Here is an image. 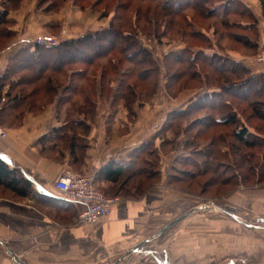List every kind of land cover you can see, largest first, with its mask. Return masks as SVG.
Listing matches in <instances>:
<instances>
[{
    "label": "crops",
    "instance_id": "crops-1",
    "mask_svg": "<svg viewBox=\"0 0 264 264\" xmlns=\"http://www.w3.org/2000/svg\"><path fill=\"white\" fill-rule=\"evenodd\" d=\"M231 1H239L246 8H252L248 0ZM39 2L35 0L28 4L26 0H19L18 7L8 12L13 21L10 29L15 35L5 47H0V75L10 57L21 46L33 41L38 34L49 33L47 30L53 24L61 29L59 39L78 37V33H69L67 29L70 28L66 26L68 23L78 27V7L72 10L71 6L75 16L65 17V26H61L65 10L57 15H46ZM7 3L9 0H0V11ZM260 12L264 17L262 9ZM260 33V58L243 59L225 54L241 62L253 74L264 72V25ZM96 86L98 89V82ZM116 86L117 83L110 84V94L106 92L109 94L108 101L97 104L93 115L60 112L57 109L60 98L57 97L37 113L27 111L15 115L18 111L8 109L0 115V128L5 131V136L0 137V158L9 166L21 170L30 183L26 196H0V264H17L13 256L22 264H200V261L190 259V254L202 251L201 242L194 240L185 230L190 221V217L184 219L191 212L190 194L178 193L168 186L170 179L173 181L175 178L171 171L175 167V159L188 156L187 153L178 151L176 154L173 150L160 154L159 165L156 164L158 167L155 168L160 173L159 181L148 180L149 184L143 191L141 189L142 192L135 190L130 182L125 183L123 190L116 191L117 181L98 178L101 171L128 165L134 149L149 143L168 113L180 108L166 105V108L156 111L161 115L157 114L160 118L153 125H137L145 116L147 105L155 106L158 99L152 97L148 104H132L129 112L135 114V120L130 122L127 108L121 101L115 104ZM158 94L155 93V98ZM141 104L143 106H139ZM129 117L134 119V116ZM70 119L85 121L89 126L88 132L80 135L85 149L75 164L63 143L53 139L44 140V145L39 142L52 129ZM253 133L264 139V135L257 131ZM71 168L80 172L94 169L97 187L116 198L108 215L94 225L77 223L79 204L63 199L54 186L59 175ZM261 196L264 198V193ZM260 207L263 209L257 212L262 216L261 223H264V203H260ZM178 217H181L179 221L160 233L164 226ZM250 232L255 233L254 230ZM252 233L251 247L247 244L245 252L251 255L247 264H264L263 235L255 238ZM198 238L195 236V239ZM254 252L260 254L254 257ZM232 260L228 264H235Z\"/></svg>",
    "mask_w": 264,
    "mask_h": 264
},
{
    "label": "rangeland",
    "instance_id": "rangeland-1",
    "mask_svg": "<svg viewBox=\"0 0 264 264\" xmlns=\"http://www.w3.org/2000/svg\"><path fill=\"white\" fill-rule=\"evenodd\" d=\"M26 1L30 4L34 3L35 0ZM248 1L252 8H246V6H243L246 12L243 9L240 11L239 8L237 9L238 11L226 9L227 11L225 12L224 18H220L213 13L209 15L204 13L203 15L199 14L196 5L191 7L190 3H184L182 0H179L173 5L175 9L177 8V12L172 8L164 9L159 3L152 0H42L40 5L42 6V9H44L46 15H57L59 14V11L65 10L61 26H65V17L70 18L75 16L73 11H71V6L72 10L73 7H78V27L75 28L73 24L68 23L66 25L69 26L70 29L67 30L71 34L78 33V36H80L86 31L105 30L109 24H112L113 27L122 26V28H120L122 32L137 35L136 39L138 43L149 51L151 57L155 60L154 63L147 66V58L142 59L144 62L142 61L141 65H146L145 67H148L147 69H149L151 65H156L157 70H159L155 76L153 75V79H157L159 83L157 90L159 96L156 98L154 96L155 94L152 96L154 97L153 99L158 100L155 102V106L151 104L147 105L144 110L146 113L143 114L145 116L141 119V123L139 122V124H137L143 127L147 124L148 127L151 126V124L153 125L154 121H157V119L160 118H157V116L161 114L157 113V115L156 111L159 112V110L166 108V105L168 107L170 104H172L173 107H185L189 101H195V98L204 91L217 90L218 88L215 86L217 85V82L221 85L224 83L218 78L217 70L212 69L213 65L210 62L208 63V59L196 60L191 64L187 60L175 62L173 57L163 60L166 53L171 51H178L179 53L184 50L185 52H183V54L188 58L191 55V50L196 51L202 49L207 55L214 54L215 57L213 58L216 59L217 53L234 55V57H241L243 59H255L262 56L260 32L264 25V17L261 16L260 11L262 9L264 12V2L261 0ZM213 2L214 0L208 3L204 2L203 7H205L206 4V7H208ZM17 7L18 5L10 11L15 10ZM183 16L187 21H185ZM59 30H61L60 27L53 24L50 29L47 30V32H49L47 34L52 35L56 39L55 41H58L61 40L58 36ZM114 41L113 39L105 42L102 41L100 47H107L109 43L111 44V42L113 43ZM93 44H95V42H93ZM80 48L84 55L88 53L90 54V50L88 51L86 46ZM108 53V57L97 58L91 64L79 61H72L69 64H66L64 69H69V73L75 72V74L71 76V80H69V76L66 81L64 80L67 84L65 82L64 85L62 84L63 87L59 89L58 96H56L57 98H60L59 101L61 103L58 107L62 112L63 110L66 111V113L68 111L69 114L74 115L81 113L79 112L80 110H76L79 105H82L81 107L85 106L80 92L74 91L72 93L69 91L75 83L84 84L85 89H83L88 90L89 94H91L90 90H94L95 86L96 91L89 96L93 103L94 111L97 109V104L100 102H106L105 100H107V96L110 93H106V85L102 82V94L99 95L100 89L99 87V90L97 89V82H95V84L92 83L93 79L91 77L92 74H90L91 71L97 70L96 72H98V65H118L115 72H113L112 69H107L105 71L104 77L106 80L119 76L123 68L128 70L129 67H131V62L128 59H124L123 52L114 49L108 51ZM183 54L181 53L180 55ZM214 61L215 65H217V60ZM34 62V69L38 65L41 67V60H36L35 58ZM46 62L47 64L45 65L48 67H46L44 74L60 77L59 73L56 74V72L54 73L50 70L49 66L51 65V61L47 60ZM164 65H182V67L183 65H194L195 68L199 67L195 70V72H198L197 79H192L191 77L186 81L183 79L181 80L182 84L179 85L174 82L175 74L171 73L169 85H174L172 86L171 91L176 93V96L172 98L167 94L164 87L167 82L164 78ZM223 66L228 67L229 63H226ZM83 70L85 71L84 76L82 74ZM80 73L82 75H80ZM28 74V72L23 73V79H25ZM127 77L129 79L132 78L130 73ZM13 78L18 79L15 76ZM84 78L92 79V81L85 82V84ZM234 78L236 77L232 76V80ZM42 82L43 78L39 83L35 82V85L27 86L21 84L19 87L28 91L30 90L32 96L34 95L37 97V93H42L47 96L48 94H46V91L45 93L41 91L37 92L39 87L41 90ZM111 83H117V80L110 81L109 87ZM44 84L45 85L43 86L46 88L45 78ZM66 85H68L67 88H64ZM80 87H82V85ZM146 89V86L142 84L139 91ZM50 95L51 94H49L48 97ZM92 95L94 96L92 97ZM250 99L255 101L257 105L261 102L259 101V99H261L259 97H250L248 100ZM148 101H145L143 104H148ZM53 102L54 100H52V102L48 101L46 106ZM117 102H119V98H116L115 104H117ZM143 104L139 106H143ZM259 106V112L261 113L263 112L264 106ZM1 108L2 106L0 105V109ZM30 112L37 113L40 112V110H38V107H35L30 110ZM199 112L195 114L193 112L190 116H186L183 119H174L171 123V127L157 133L158 136L154 137L155 141L152 146L155 147L153 153L159 155V158L149 155H142L141 157L148 158L154 163L153 166H150V169L155 167V163L159 165L160 154L165 155V152L170 153L173 150L176 154L179 152L187 153L188 156L185 157L196 161L197 163V166H194L190 164V161L183 162L182 156H178L177 159H175L174 155L175 167L171 171L174 174V177H177V180L169 181L168 183V186L178 193L182 192L190 194L191 212L184 218L188 219V217H190V221L186 224L188 227L185 230L187 232L189 231V235H192L194 240L201 242L200 250H202L190 254V259L200 261V264H228L231 259L235 261V264H247L249 263L248 259H251V255L248 256L245 254L247 244L251 247L252 237L250 236V233L252 232L250 231H255L254 234L252 233L253 236L255 235V238H257V235L261 238V234L264 238V223H261V220L263 219L260 213L257 212H261L263 209L260 207V203H264V198L261 196V193H264V180H255L261 177V175L258 176L256 174V176L253 173L254 176L251 172H247L246 167L248 164H243V166H236L234 164L235 155L233 156V153L234 149L238 147V143L231 135L233 126H225V124L214 125L210 124L209 120L204 124L196 123L197 121L192 123V119L195 120V117L198 118V116L203 114L211 113V115L217 117L220 114V110H206L204 108ZM249 113L250 109L244 111L242 114L240 113L239 118L241 117L242 122H245L247 119V123L252 132H255L256 129H258L259 131L257 133L264 135V122L255 117L247 118ZM129 116H134V119ZM127 117L130 122L135 120L134 113H127ZM244 117L246 119H244ZM138 120L139 119L137 118L136 122ZM253 126L256 129H254ZM155 138H157V140ZM253 149L255 153L254 159L260 158L259 156L264 153L263 150H260L258 147ZM254 159L248 163L250 165L251 163H256V160ZM139 165H143L141 159L139 160ZM204 167H207L208 171L201 173L200 169H204ZM71 169L75 170L74 168ZM219 170L223 172L218 173ZM157 176L158 178L154 182L159 181V172L157 173ZM226 177H231L228 180L231 181V183L226 184V182H221L223 178ZM132 181L133 180H130V183ZM140 181H142V179ZM119 185L120 184H117L116 187H119ZM97 188L103 193L99 187ZM138 189L140 190L139 187ZM143 189L144 188H142V191ZM0 192L3 191L1 190ZM213 204L221 208H227L229 211L231 210L235 212L245 221L256 226H261V228L251 229L239 222L237 223L236 220L217 211ZM202 205L204 206L203 209L195 208ZM195 236H199L200 238L195 239ZM259 248H261V244ZM258 254L260 253L254 252V257ZM112 262L113 261L110 263Z\"/></svg>",
    "mask_w": 264,
    "mask_h": 264
},
{
    "label": "trees",
    "instance_id": "trees-1",
    "mask_svg": "<svg viewBox=\"0 0 264 264\" xmlns=\"http://www.w3.org/2000/svg\"><path fill=\"white\" fill-rule=\"evenodd\" d=\"M17 1L18 0H9V3L3 5L2 10L0 11V47L2 48L5 47L15 35V33L10 29L13 21L8 17V12L16 7ZM41 1L42 0L39 2V6H41ZM152 1H156V3H159V5L164 9L172 8L175 12H177V8L175 9L173 5L179 0ZM210 1L213 0H182L184 3H190L191 7L196 5L199 14L203 15L204 13L209 15L213 13L220 18H224L225 12L227 10L231 9L232 11H238V8L240 11L241 9L244 10L243 4H241L239 1L231 0H214V2L208 7H206L207 4L205 7H203L204 2L208 3ZM261 1L264 2V0ZM244 11L246 12V10ZM183 18L185 21H187L184 16ZM120 28H122V26L113 27L112 24H109L105 30L86 31L83 35H80L76 38L58 40L52 44L35 43L34 41H30L29 43L21 46L17 52L10 57L5 71L0 75V104L2 106L0 109V115L5 113V111L8 109L15 112L18 111V113L16 112L15 115L30 111L35 107H38V110L41 111L46 106L48 101L52 102V100L58 96L59 89L63 87L65 83L67 84L65 81L67 80L68 76L69 80H71V76L75 74V72L69 73V69H64L66 64H69L72 61L91 64L97 58L108 57V51L114 49L124 53V59H128L131 62V67H129L128 70L123 68L119 76L105 80V71L107 69H112V71L115 72L118 65H98L99 71L96 72L97 70H93L90 73L92 74V76H90L92 77L93 81L92 79L88 78V80L87 78H84V83L92 81V83L95 84V82H98L100 89L99 95H101L103 83L106 85V92L110 93L111 89L109 87V82L117 80L115 98H119L121 104L127 108L128 113L131 111V105L135 102L144 103L145 101H148L158 90L159 83L157 79H153V75L155 76L159 70H157L156 65H151L149 69H147L148 67H145L146 65H141L143 61L142 59L147 58V66L154 63L155 60L153 57H151V53L142 47L140 43H138L136 39L137 35L122 32ZM110 39L115 41L113 43L111 42V44L109 43L107 47H100V43L102 41L105 42ZM93 42H95V44H93ZM83 46H86L88 51L90 50V54L88 53L84 55L80 48ZM183 52L185 51L183 50L179 53L178 51H171L164 55L163 60L173 57L175 62L187 60L191 64L196 60L208 59V63H212V69L217 70L218 78H220L224 83L221 85L219 82H217V85H215L218 88L217 90L204 91L195 98V101H189L188 104L186 103L187 105H184L185 107L171 110L165 120L162 122L160 128L156 131L154 137L158 136V132L160 133L162 130H167L169 127H171V123L174 119H183L186 116H190L193 112L195 114L204 108L206 110L219 109L220 114L217 117L211 115V113L205 115L203 114L198 116V118L195 117V120L192 119V123L197 121L196 123L204 124L207 120H209L210 124H225V126H233L231 135L238 143V147L234 149L233 153V156L235 155L234 164L236 166L248 164L246 167L247 172H251L252 175H261V177L255 180H264V153H262L260 156L258 155L260 158L254 159L255 153L253 151V148L258 147L264 152V139L261 138L260 135L250 132L248 129L249 125L245 117V122H242L241 117L239 118L240 113L242 114L244 111L250 109V113L247 118L255 117L261 119L264 122V109L263 112H259V105L264 106V72L253 74L241 62L236 61L222 53H217L216 59L213 58L215 57L214 54L207 55L202 49H198L196 51L191 50V55L188 58L183 54ZM181 53L183 55H180ZM35 58L36 60H41V67L38 65L34 69L33 64L35 63ZM47 60L51 61V65L49 66L50 70L54 73L56 72V74L59 73L60 77L44 74L46 67H48L45 65L47 64ZM214 60H217V65H215ZM226 63H229L228 67L223 66ZM164 68V78L167 81L164 87L167 94L174 98L176 93L171 91L172 86L174 85H169L171 77L170 74H175L174 82L181 85V80L183 79L185 81L190 77L192 79H197L198 72H195V70H197L199 67L195 68L194 65H183V67L182 65H164ZM25 72H28L29 76L27 75L25 79H23V73ZM84 72L85 71L83 70V76ZM129 73L133 79H129L127 77ZM82 74L80 73V75ZM14 76L18 79H14ZM232 76L236 78L232 80ZM42 78L43 82L41 83V90L39 87L37 92L41 91L45 93L46 91V94H51L49 97L48 95L45 96V94L42 93H37V97L34 95L32 96L30 90L28 91L19 87L21 84L27 86L35 85L34 83H39ZM44 78L46 79V88L43 86L45 85ZM142 84H144L147 89L139 91V88ZM81 85L82 87H80ZM67 86L68 85H66L64 88H67ZM83 88L85 89L84 84L75 83L72 85L69 91L72 93L74 91H78L82 94L85 106L81 107L82 105H79L76 110H80L79 112L84 114L93 115L95 112L94 106L89 96L94 93V90L91 89V94H89L88 90H84ZM93 96L94 95H92V97ZM250 97H259L261 98L259 99L261 102L257 105L255 101L251 99L248 100ZM60 103V101L57 102V109L59 111L60 109L58 108V105ZM67 115H70L68 111ZM88 129L89 126L85 121L70 119L64 124H61L59 127L52 129L48 134L43 136L39 142L43 143L44 140L53 139L58 141V143H63L66 147H68L67 150L73 157V164H75L81 158L82 152L85 149V144L80 138V135L86 134ZM254 129L256 128L254 127ZM256 131L258 132L259 130L256 129ZM154 137L151 141H149V143L142 144L138 148L134 149L135 151L130 157L129 164L124 166V168L119 166L113 168L112 171H101L98 175V178H105L106 180L114 182L117 181L120 185L119 187L115 188L116 191H119L120 189L123 190L125 183L130 182V179L133 180L131 183L135 189H138L139 187L140 191L142 188L147 187L149 184L148 180H157V173L159 171L155 169L157 166L156 163L155 167L150 169V166H153L154 163L148 158L141 157L142 155H149L159 158V155L153 153L155 149V147L152 146ZM140 159L143 163L142 166L139 165ZM182 159L183 162L190 161V164L197 166L196 161L190 160L185 156H183ZM253 159L256 160V163H251L250 165L248 162H251ZM200 170L201 173L208 171L207 167H204V169L201 168ZM222 172L223 171L219 170L218 173ZM225 174L227 175V173ZM230 178L231 177L223 178L221 182H226V184L231 183V181H228ZM141 179L142 181H140ZM171 180L172 179H170V181ZM174 180H177V177H175ZM1 190L3 192H0V196L10 195L12 197L14 196L20 198L26 196L30 191V183L21 170L9 166L0 158V191ZM103 194L109 196L104 191Z\"/></svg>",
    "mask_w": 264,
    "mask_h": 264
},
{
    "label": "built area",
    "instance_id": "built-area-1",
    "mask_svg": "<svg viewBox=\"0 0 264 264\" xmlns=\"http://www.w3.org/2000/svg\"><path fill=\"white\" fill-rule=\"evenodd\" d=\"M35 43L52 44L55 38L47 33L34 37ZM5 131L0 128V137ZM55 188L63 199L79 204L80 211L77 223L94 225L101 221L110 211L111 204L116 198L104 195L95 184V170L86 169L84 172L65 169L54 182Z\"/></svg>",
    "mask_w": 264,
    "mask_h": 264
},
{
    "label": "water",
    "instance_id": "water-1",
    "mask_svg": "<svg viewBox=\"0 0 264 264\" xmlns=\"http://www.w3.org/2000/svg\"><path fill=\"white\" fill-rule=\"evenodd\" d=\"M213 206L217 209V211H219V212L223 213L224 215H226V216H228V217H230V218L236 220L237 222L241 223L242 225H244V226H246V227H250V228H261V226H258V225L256 226V225H254V224H251V223L245 221L243 218H241V217H240L239 215H237L235 212H233V211H231V210L229 211L227 208H221V207L216 206V205H214V204H213ZM196 208H198V209H203L204 206L202 205V206H198V207H196ZM180 218H181V217H178V218L175 219L173 222H171V223H169L168 225L164 226V227L161 229L160 233L163 232V231H164L166 228H168L170 225L175 224L177 221L180 220ZM261 221H262V220H261ZM9 252H11V251L9 250ZM11 254H12V253H11ZM12 256H13V255H12ZM13 258L16 260L17 264H22L21 261H19L18 259H16L14 256H13ZM121 258H122V257H121ZM121 258H120L119 260H121ZM112 264H116V262H115V263H112Z\"/></svg>",
    "mask_w": 264,
    "mask_h": 264
}]
</instances>
